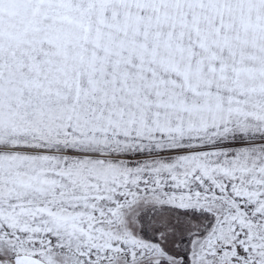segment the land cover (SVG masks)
Here are the masks:
<instances>
[{"label": "snow or ice", "instance_id": "1", "mask_svg": "<svg viewBox=\"0 0 264 264\" xmlns=\"http://www.w3.org/2000/svg\"><path fill=\"white\" fill-rule=\"evenodd\" d=\"M0 264H264V0H0Z\"/></svg>", "mask_w": 264, "mask_h": 264}]
</instances>
